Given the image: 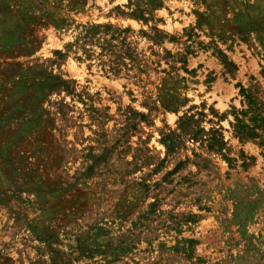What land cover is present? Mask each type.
Returning <instances> with one entry per match:
<instances>
[{"label": "rangeland", "instance_id": "1", "mask_svg": "<svg viewBox=\"0 0 264 264\" xmlns=\"http://www.w3.org/2000/svg\"><path fill=\"white\" fill-rule=\"evenodd\" d=\"M241 88L264 0H0V264H264Z\"/></svg>", "mask_w": 264, "mask_h": 264}, {"label": "trees", "instance_id": "2", "mask_svg": "<svg viewBox=\"0 0 264 264\" xmlns=\"http://www.w3.org/2000/svg\"><path fill=\"white\" fill-rule=\"evenodd\" d=\"M221 61L224 62V64H231L229 61H226L224 58V55H221ZM240 93L243 95L244 100H246V108L240 109L239 111H236L234 113L235 116V123L234 127L238 130H240V134L243 136H251L255 135V129L257 128L256 125L254 124L255 121L262 122L264 121L263 111L258 107V102L254 101L253 96L251 95L250 91L244 88L240 89ZM251 113V118L250 120L253 121L251 122V125L249 124H244L243 120L240 118L239 115H245L247 112ZM191 117H186V119L183 120L182 124H185ZM214 131V130H213ZM213 131L210 132V136L207 138H202L201 140L206 142V146L209 148H212L214 146V143L218 144L216 138L212 135ZM203 132L201 128H198L197 131L194 130L193 134H197ZM262 145H264V139L262 140Z\"/></svg>", "mask_w": 264, "mask_h": 264}]
</instances>
